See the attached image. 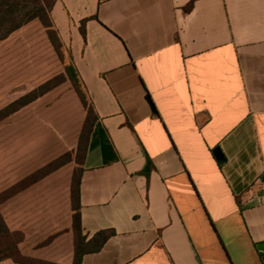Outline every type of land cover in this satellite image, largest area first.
Wrapping results in <instances>:
<instances>
[{
    "label": "crops",
    "instance_id": "0c3cea01",
    "mask_svg": "<svg viewBox=\"0 0 264 264\" xmlns=\"http://www.w3.org/2000/svg\"><path fill=\"white\" fill-rule=\"evenodd\" d=\"M52 18L99 116L84 232L114 231L82 263L264 264V0H57ZM0 42L11 68L42 72L27 91L64 70L39 19ZM86 118L65 81L2 120L0 194L75 151ZM75 167L0 205L25 256L74 264Z\"/></svg>",
    "mask_w": 264,
    "mask_h": 264
},
{
    "label": "trees",
    "instance_id": "16d2710c",
    "mask_svg": "<svg viewBox=\"0 0 264 264\" xmlns=\"http://www.w3.org/2000/svg\"><path fill=\"white\" fill-rule=\"evenodd\" d=\"M56 1L57 0H0V41L9 37L14 31L29 23L30 21L39 19L47 29L49 38L59 57L62 59L66 51L52 18V9ZM68 58V63H64L63 61L65 66L64 73L47 80L43 84L35 87L28 93L0 109V122L16 111L22 109L29 103L43 96L53 88L61 85L67 80H70L87 110V118L81 131L78 147L75 151H70L59 156L55 160L49 162L21 180L12 188L1 193L0 205L3 201L7 200L20 190L35 183L68 162L75 161L76 167L71 189L73 205V228L75 232L76 244V257L74 264H83V256L87 253L99 251L105 242L114 234V231L101 230L90 239L84 232L81 212L82 177L91 135L93 133L94 126L99 119V116L91 101L83 79L71 60L69 54ZM152 168V161L149 160L144 173L150 175ZM24 237L25 236L22 232H15L9 228L0 209V261L10 258L17 263L22 264H57L25 256L20 249V243Z\"/></svg>",
    "mask_w": 264,
    "mask_h": 264
},
{
    "label": "rangeland",
    "instance_id": "374dc122",
    "mask_svg": "<svg viewBox=\"0 0 264 264\" xmlns=\"http://www.w3.org/2000/svg\"><path fill=\"white\" fill-rule=\"evenodd\" d=\"M2 47H3V43L0 42V109L5 107L9 103L15 101L24 94L28 93L29 91H27V89H30L29 83H35L40 78H42L41 71H34V70L20 71L18 69L11 68L10 64L11 63L15 64V61L5 59V56L2 53V49H3ZM28 57L30 58L29 62L31 63L36 64V62L38 63L39 61V58H37L38 56L36 57V55L28 56ZM60 60L62 61L61 64L64 67L62 73H64L65 72L64 63H68L69 61L67 52L64 54L62 59L60 58ZM17 62H19V60Z\"/></svg>",
    "mask_w": 264,
    "mask_h": 264
},
{
    "label": "water",
    "instance_id": "95a60500",
    "mask_svg": "<svg viewBox=\"0 0 264 264\" xmlns=\"http://www.w3.org/2000/svg\"><path fill=\"white\" fill-rule=\"evenodd\" d=\"M147 99H148L149 103L151 104V106L154 108V104H153V101H152L151 97L148 96ZM215 154H216V156H217V158H218L219 160H224V159H225V157H224L222 151H221L219 148H217V149L215 150ZM258 248H259V250H260L261 252L264 253V243H259V244H258ZM263 259H264V257H263Z\"/></svg>",
    "mask_w": 264,
    "mask_h": 264
},
{
    "label": "built area",
    "instance_id": "2783aa9c",
    "mask_svg": "<svg viewBox=\"0 0 264 264\" xmlns=\"http://www.w3.org/2000/svg\"><path fill=\"white\" fill-rule=\"evenodd\" d=\"M260 202H261L262 204H264V197H261V198H260Z\"/></svg>",
    "mask_w": 264,
    "mask_h": 264
}]
</instances>
